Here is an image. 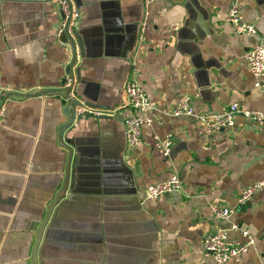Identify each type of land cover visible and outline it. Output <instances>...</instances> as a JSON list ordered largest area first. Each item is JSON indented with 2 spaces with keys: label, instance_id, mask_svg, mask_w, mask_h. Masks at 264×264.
Segmentation results:
<instances>
[{
  "label": "crops",
  "instance_id": "obj_1",
  "mask_svg": "<svg viewBox=\"0 0 264 264\" xmlns=\"http://www.w3.org/2000/svg\"><path fill=\"white\" fill-rule=\"evenodd\" d=\"M234 1L264 32V0H73L82 17L71 68L57 4L0 0V264H34L36 248L38 264H216L203 240L233 222L257 243L230 264H264V187L245 208L237 203L264 183V123L237 117L209 132L195 116L171 114L186 94L196 114L233 103L264 109V80L255 86L246 60L259 36L234 32ZM134 56L153 110L133 148L124 122ZM67 73L74 100L58 92ZM73 101L105 115L74 120ZM169 134L165 156L156 142ZM68 169V190L39 237ZM173 174L184 189L149 199L148 187ZM214 204L232 208L231 220L215 218Z\"/></svg>",
  "mask_w": 264,
  "mask_h": 264
},
{
  "label": "built area",
  "instance_id": "obj_2",
  "mask_svg": "<svg viewBox=\"0 0 264 264\" xmlns=\"http://www.w3.org/2000/svg\"><path fill=\"white\" fill-rule=\"evenodd\" d=\"M57 4L60 9L61 24L57 31V36H61L65 31L69 37L76 39V33L82 17L81 10L73 0H50ZM161 0H144L148 5ZM242 3L234 1L227 14V20L238 35L259 36L258 42L253 45L246 54L249 71L255 80V86L261 87L264 80V32H260L256 26L243 20L241 16ZM76 42V41H75ZM68 44L69 43H65ZM137 56L131 59L133 79L125 88L127 96V106L130 107V114L125 119L126 143L130 147H137L143 143V128L151 126L152 119L150 112L153 110L152 102L147 91L139 81L140 68L137 62ZM76 77L73 73H67L61 88L70 89L65 93L66 100L75 99ZM77 115L87 112L95 117L105 115L98 109L89 107L86 102H81ZM171 114L173 116H195L203 127L209 132H218L228 127H233L237 117L245 118L256 123H264V109L243 108L238 103H233L229 108L222 112H210L196 114L192 98L186 94L179 98L173 107ZM174 139L171 134L165 138L159 139L156 146L163 151L165 156H169ZM264 187L263 182H256L246 187L240 194L237 203L246 204L251 198ZM184 189V181L178 174H173L166 180L151 184L148 187V198L157 199L165 195L180 192ZM211 211L215 218L231 220L234 213L230 207H220L216 204L211 206ZM230 231H236L241 234V239L231 238ZM257 239L251 231L239 223H232L231 228H220L215 232L208 234L203 240L204 251L211 256L216 264H230L238 261L243 255L247 254L251 248H254Z\"/></svg>",
  "mask_w": 264,
  "mask_h": 264
},
{
  "label": "water",
  "instance_id": "obj_3",
  "mask_svg": "<svg viewBox=\"0 0 264 264\" xmlns=\"http://www.w3.org/2000/svg\"><path fill=\"white\" fill-rule=\"evenodd\" d=\"M61 39L66 42V43H69L71 45V48H72V51H73V59L71 61V64H70V67L73 68V66L76 64L77 62V54H76V50H77V45H76V42L73 38L69 37V35L67 34V32L65 31L64 33L61 34ZM70 89H63V88H60L58 90L59 94L60 93H68ZM57 91V90H56ZM45 93H48V92H45ZM13 94L15 93H11V94H7L6 97L4 98L3 101H6L10 96H12ZM35 94H26L24 95L25 97H30V96H34ZM74 102V106H73V109H74V120H76L77 118L82 120L84 118H90V117H93L94 115L90 114V113H87V112H84V113H81L79 115H77L76 113V109L78 106H81V102H78V101H73ZM87 105L89 107H92V108H97L96 106L90 104V103H87ZM1 108V107H0ZM103 117V116H102ZM117 118V117H116ZM71 122L70 126L74 124V121ZM125 124V122H124ZM69 127V126H68ZM126 128V126H125ZM69 151H70V157H69V165L72 164L73 162V156H74V151H73V148L72 147H68ZM70 183V169H68V174H67V177H66V181L64 183V186L63 188L61 189V191L59 192V194L57 195L55 201L50 205V208H49V211H48V215L44 221V223L41 225L40 227V232H39V237H41V229L42 227H44L46 225V223L48 222V219L50 217V211H52V209L64 198L67 190H68V185ZM248 202L244 205H241V207L245 208L247 206ZM37 249V248H36ZM36 249L34 250V254H33V257H34V264H38L37 262V251Z\"/></svg>",
  "mask_w": 264,
  "mask_h": 264
}]
</instances>
